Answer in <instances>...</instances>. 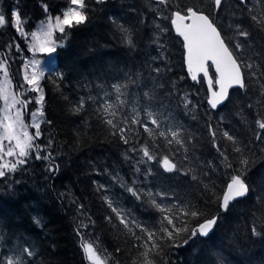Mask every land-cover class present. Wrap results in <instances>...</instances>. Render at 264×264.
Listing matches in <instances>:
<instances>
[{"label":"trees","instance_id":"16d2710c","mask_svg":"<svg viewBox=\"0 0 264 264\" xmlns=\"http://www.w3.org/2000/svg\"><path fill=\"white\" fill-rule=\"evenodd\" d=\"M86 2L90 3L87 23L71 29L63 41L54 32L53 40L64 46L53 54L54 71L51 75L45 72L42 79L45 101L42 139L38 142L46 144L49 137L53 139L51 150L59 171L49 173L46 161L32 159L24 170L0 178V255L5 260L8 256H23L22 249L27 247L37 254L29 258L28 264H90L81 248L84 238L76 234L83 221L89 227L81 229L82 233L95 240L106 264H142L139 254L143 249L132 247L138 242L119 223L103 196L115 195L125 210H131L137 221L151 229L161 216L151 200L161 203L156 193L166 192L170 199H163V204L202 209L204 217L219 215L220 220L208 237H197L186 246L172 248L170 242H160L163 252L155 257V264H264V199H257L264 197V140L255 138L257 133L264 135V130L255 125L257 113L264 112V96L259 94L258 85L247 95L234 89L230 101L220 109L208 108L203 82H191L184 72L181 41L173 34L170 21L164 19L177 5L210 10V0H170L168 7L157 0H106L99 5L92 0ZM236 4V0H227L219 14L220 21L225 27L239 22L251 30L252 36L247 40L249 62L264 64V56L258 55L264 52V32L257 31L250 20L252 15L264 18V5L259 0H249L236 7L232 16V6ZM65 8L66 0H0V14L10 17L13 9L20 11L28 32L37 22L60 14ZM118 25L128 31H119ZM161 28L168 31L161 32ZM127 38L133 41L131 46L126 43ZM239 39L243 42V38ZM9 43L19 44L26 54L14 27H0V54L14 58V62L10 60V77L17 85L21 59L14 46L8 49ZM114 82L122 86L120 99L126 101L123 105L111 87ZM186 96L191 100L187 108ZM81 98L85 104L77 113L74 109ZM108 103L112 107L105 111ZM148 111L161 124L159 129L149 124L154 131L152 137L139 124L131 123L134 118L148 121ZM108 119L117 128L108 125ZM209 123L218 136L228 131L242 146L247 145L245 155L255 154V164L247 172L248 179L254 181V190L234 202L227 212L221 211L218 198L233 170L221 163L223 157L212 145ZM119 127L133 129L128 133L129 139L146 143L159 160L168 155L173 163L183 161L181 172L172 173L165 172L156 161L139 165L142 173L152 168V175L139 177L138 187L153 193L152 197L143 195V203L124 192L119 182L105 172L119 173L120 181L131 184L132 165L142 155L129 153L132 162L125 160L128 146L120 140ZM169 128L180 133L184 147L167 145L159 136V131L167 132ZM135 132H139V137ZM217 142L229 160L236 161L240 154L232 151V143L226 139ZM184 155L189 159L183 160ZM233 166L240 167L238 161ZM94 181L105 184L106 189L98 190ZM79 204L84 209L78 210ZM89 216L95 221L94 226L87 219ZM107 216L113 218L111 223L105 219ZM188 220L189 226L194 227L197 221L191 217ZM253 225L259 235L252 234ZM133 231L140 234L135 227Z\"/></svg>","mask_w":264,"mask_h":264},{"label":"snow or ice","instance_id":"6c2138e0","mask_svg":"<svg viewBox=\"0 0 264 264\" xmlns=\"http://www.w3.org/2000/svg\"><path fill=\"white\" fill-rule=\"evenodd\" d=\"M92 2L99 5L105 3L106 0H92ZM248 2L249 0H237V4L232 6L233 12L231 15L235 16L236 7L246 5ZM259 2L264 5V0H259ZM157 3L168 7L170 0H157ZM226 3L227 0H210V10H204L198 6L185 5L181 7L177 5L176 10L172 11L170 16L164 17V19L170 21L176 35L182 38L186 69L187 73L190 74L191 80L197 83H206L208 93L206 101L213 111L220 109L221 106L230 101L231 90L234 89L242 90L247 95L254 86L258 85L259 94L264 96V64L250 63L251 57L247 54L250 50L247 40L252 36V31L239 22H230L225 27L224 23L220 21L219 14L224 11ZM89 8L90 3L86 2V0H66V10H62L60 14L55 15L54 20L49 15L46 22H41L39 31L30 32L33 42L28 46V51L32 53V58L22 64L24 70L23 82H17V88L24 89L23 92L17 93L12 90L13 81L9 78L12 67L10 60L14 62V58L9 55L0 59V74H2V79H0V101H3V107L0 108V178L6 177L8 173L24 170V166L30 164L32 159L46 161V171L49 173L55 174L59 171V165L55 163V157L51 150L53 139L49 137L46 144L39 143L38 141L42 139L41 124L36 121L27 124L24 116L28 114V106L33 102L43 107L45 94L42 79L47 71L44 65L51 62L53 54L57 52L58 47L64 46L52 39L54 32L60 34L58 40L63 41L66 39L71 29L89 21ZM245 10L250 11V9ZM44 11L48 12L46 4L44 5ZM250 20L257 31L264 32V18L252 15ZM6 25H12L21 36L29 34L25 30L26 20H22L20 11L16 9L12 11L10 17L0 14V27ZM118 29L124 33L128 31L121 25H118ZM160 31L166 32L168 29L161 28ZM239 38H243V42ZM126 43L131 46L133 41L127 38ZM13 46L17 52L21 51L19 44L13 45L9 43L7 45L9 50ZM37 53L43 54L47 59H37ZM258 55L264 56V52L258 53ZM30 67L32 69L31 73L28 71ZM156 71L159 72V68ZM49 75H51L50 72ZM111 87L118 94L116 99L120 101V104H125L126 101L120 99L122 86L114 82ZM27 92L37 93V95L34 97L28 96L26 99L21 98ZM88 99L91 100L92 97ZM84 104V98H81L74 111L80 112ZM190 104L191 100L186 96L184 98L185 107L187 108ZM110 107L112 105L108 103L105 111ZM248 107L251 108L252 105L249 104ZM31 115L34 117L36 113L32 112ZM39 115L43 117V111ZM111 115L115 116L116 113L112 112ZM147 115L150 118L148 121L134 118L131 123L133 125L139 124L143 132L152 137L154 131L149 127V124L155 125L157 129L161 127V124L153 112L148 111ZM223 119L224 117H221V120ZM46 122L51 124V121ZM106 123L113 128H117L112 119H108ZM255 125L258 129L264 130V112L257 113ZM30 127L35 129L31 134L29 132ZM207 127L213 147L223 157L221 163L226 168L233 170L226 191L223 192L221 198H218L221 211L227 212L234 202L246 197L250 190H254V181L248 179L247 172L255 164V154L251 156L245 155L247 145L242 146L241 142L233 135H230L228 131H223L222 135L218 136L211 123ZM129 132H133V129L127 127L118 128L120 140L124 145L128 146L124 154L125 160L131 163L133 157L129 153H142L140 159L136 160V163L132 165L134 179H132L131 184H128L126 181H120L119 173L112 174L108 173L107 170L105 172L112 175L114 182H119V187L124 192L129 193L137 201L143 203L142 196L152 197L153 193L151 190L145 191V189L138 187L139 183H141L139 177L140 175L145 177L152 175V168L149 167L142 173L139 165L146 164L149 161H156L157 164H162L165 172L172 173L181 172L183 161L173 163L168 155H164L162 161L159 160L157 154L154 151H150L146 143H133L128 137ZM116 134L117 132L113 133V135ZM134 134L139 137V132ZM158 134L164 138L167 145L175 143L184 147L185 142L180 138V133L175 128H169L167 132L159 131ZM255 138L264 140V135L257 133ZM219 139H226L232 143V151L240 154L236 157L240 167L236 168L233 166L236 161L229 160L226 152L222 150L223 146L217 142ZM186 152L187 148H185ZM188 159L189 157L184 155L183 160ZM261 163L264 164V161ZM209 166H212L211 162H209ZM204 175L206 176L207 173L205 172ZM261 182L264 184V174H261ZM14 183H19V181H14ZM93 183L97 184L98 190L106 189L107 187L97 181ZM11 186V183H9L8 187ZM156 195L161 197V203H157L155 198L151 200V203L161 216L151 229L143 222L137 221L131 210H125L115 195L111 198L108 195L103 196L112 212L115 213L119 223L124 225L129 232H132L135 241L138 242L133 243L132 247L143 249L139 254V258H142V264H155V257L160 256L163 252L160 242H170L169 246L172 248L186 246L190 242L195 241L197 237H208L220 220L219 215L204 217L202 209L193 210L192 208H178L175 204H163V199H170L166 192H158ZM257 199H264V197H257ZM84 207L83 204H79L78 210H82ZM189 217L197 221L194 227L189 226ZM87 219L94 226L95 221L90 216ZM105 219L111 223L113 218L107 216ZM201 220L202 222H200ZM37 222L39 223V221ZM88 227V224L81 221L76 229V234L83 236L85 240L81 246L87 254V260L91 264H106V260L101 259L93 243L87 242V236L81 231V229ZM133 227L139 229L140 234L133 231ZM251 231L253 235L260 234L255 225L252 226ZM117 251H120V249H117ZM22 253L24 254L23 256H8L6 260L3 255H0V264H28L29 258L37 255L27 247L22 249ZM105 255L107 256V254Z\"/></svg>","mask_w":264,"mask_h":264},{"label":"rangeland","instance_id":"374dc122","mask_svg":"<svg viewBox=\"0 0 264 264\" xmlns=\"http://www.w3.org/2000/svg\"><path fill=\"white\" fill-rule=\"evenodd\" d=\"M14 10V9H13ZM12 10V11H13ZM64 10H66V8L64 9ZM54 17L55 16H53V20H54ZM48 18V17H47ZM47 18L44 20V21H42V22H46L47 21ZM40 26H41V22H37L35 25H34V27H33V29L31 30V31H39V28H40ZM15 29V28H14ZM30 31V32H31ZM30 32H29V34L27 35V36H21L19 33H17L18 34V36L21 38V40L23 41V43H24V45H25V49H26V54H24L23 52H22V50L21 51H19V52H17L18 53V57L21 59V63H20V68H19V78H20V81L19 82H23V68H22V64L24 63V62H27V61H30L31 60V58H32V53L31 52H29L28 51V46L33 42L32 41V37H31V35H30ZM52 39H53V37H52ZM14 50L16 51V49H15V47H14ZM3 57H2V55L0 54V59H2ZM36 58L37 59H41V60H45V59H47V57L46 56H44L43 54H39V53H37V55H36ZM44 67L47 69V71L46 72H53L54 71V61H53V58H52V60H51V62L50 63H48V64H46V65H44ZM28 71H29V73H31V71H32V69H31V67L28 69ZM10 79H11V77H9ZM0 79H2V74H0ZM12 90L14 91V92H17V93H19V92H23L24 91V89H19V88H17V85H15L14 84V82L12 83ZM37 95V93H31V92H27L26 93V95H24V96H22L21 98H23V99H26L28 96H36ZM3 107V101H0V108H2ZM42 111V107H41V105H38V104H36L35 102H33L32 104H30L29 106H28V114H26L25 116H24V120H25V123H27V124H31L33 121H36V122H39L40 124H41V121H42V117L39 115V113ZM32 112H35L36 113V115L33 117L32 115H31V113ZM35 131V129L34 128H29V132H30V134L31 133H33ZM5 143H7V141H5ZM7 159H12V158H7ZM134 164H135V162H134ZM85 242V240L83 241V243ZM87 242H91V243H93V246H94V248H96L97 249V252H98V254L101 256V259H105L106 260V258H105V256H104V254L97 248V244H96V242H95V240L93 239V238H88L87 239ZM82 243V244H83ZM84 254H85V258H86V260H87V254L84 252ZM88 261V260H87ZM90 264H91V262L90 261H88Z\"/></svg>","mask_w":264,"mask_h":264},{"label":"water","instance_id":"95a60500","mask_svg":"<svg viewBox=\"0 0 264 264\" xmlns=\"http://www.w3.org/2000/svg\"><path fill=\"white\" fill-rule=\"evenodd\" d=\"M237 1V0H236ZM170 26H171V24H170ZM171 30H172V32H173V34L175 35V36H177L176 35V33H175V31H174V29L171 27ZM178 37V36H177ZM179 39H180V41H181V44H182V38H180V37H178ZM182 49H183V66H184V72L186 73V75H188V77L190 78V74H188L187 73V69H186V64H185V50H184V48H183V46H182ZM190 80H191V78H190ZM192 81V80H191ZM204 84V87H205V90H206V97L208 96V93H207V85H206V83H203ZM206 104H207V101H206ZM207 106L209 107V105L207 104ZM210 108V107H209ZM213 111V110H212ZM230 182V180L228 181V183ZM227 183V184H228ZM227 184H226V186H225V188H224V190H223V192L224 191H226V187H227ZM222 195H223V193H222ZM222 195H221V197H222Z\"/></svg>","mask_w":264,"mask_h":264},{"label":"flooded vegetation","instance_id":"af4514ba","mask_svg":"<svg viewBox=\"0 0 264 264\" xmlns=\"http://www.w3.org/2000/svg\"><path fill=\"white\" fill-rule=\"evenodd\" d=\"M204 85V84H203Z\"/></svg>","mask_w":264,"mask_h":264}]
</instances>
